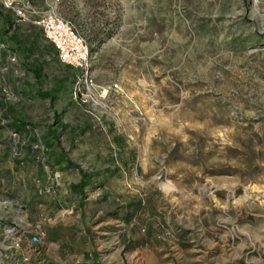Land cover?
Segmentation results:
<instances>
[{"label":"rangeland","instance_id":"obj_1","mask_svg":"<svg viewBox=\"0 0 264 264\" xmlns=\"http://www.w3.org/2000/svg\"><path fill=\"white\" fill-rule=\"evenodd\" d=\"M23 1L0 0V264L34 234L35 264H264V0ZM47 12L86 78L19 56Z\"/></svg>","mask_w":264,"mask_h":264},{"label":"built area","instance_id":"obj_2","mask_svg":"<svg viewBox=\"0 0 264 264\" xmlns=\"http://www.w3.org/2000/svg\"><path fill=\"white\" fill-rule=\"evenodd\" d=\"M1 3L4 7L11 8L18 20L25 17L26 9L29 8L28 3L23 0H1ZM36 24L56 50L59 61L77 69L80 71V76L86 78L90 62V50L72 24L50 12L40 16ZM39 242L40 236L34 234L28 238L27 245H23L25 250H21L18 248L20 244L17 241L15 249L18 248L19 253L15 264H27L30 261V253L35 251Z\"/></svg>","mask_w":264,"mask_h":264},{"label":"crops","instance_id":"obj_3","mask_svg":"<svg viewBox=\"0 0 264 264\" xmlns=\"http://www.w3.org/2000/svg\"><path fill=\"white\" fill-rule=\"evenodd\" d=\"M19 30H22L19 29ZM26 33L28 34V37L26 38L27 40V47L26 46H23L20 42V38H15V37H11V39L13 40L14 44L18 46V48H20L21 50V55H19L20 57L22 58H26L30 52H32L31 54V57H34V56H38V55H41V57H38V60L40 63L42 64H37V67L40 68L42 66H44L45 62H43V60L47 61V56H49L50 58H55L54 61H56L57 63L59 64H62L58 57H57V52L56 50L54 49V47L52 46V44L44 37L40 27H37V26H34V25H29L27 28H26ZM12 46V45H11ZM48 54V55H46ZM2 60V57H0V62ZM28 61V60H27ZM31 62L33 65L35 64L34 62L32 61H29ZM65 65V64H64ZM67 65H65L64 67V70L67 69L66 67ZM16 67V68H15ZM30 67V66H29ZM16 69H20V66L19 64H17V62H12L11 63V68H10V75H11V78L9 77V79L12 81V82H17V81H30L32 82V80L30 79H27L26 80L24 78H22L21 80H19V75H18V72L16 71ZM39 74V72L37 73ZM43 74V72H42ZM66 75H63L59 80H62L65 77ZM2 78V77H1ZM8 78V77H7ZM1 80V79H0ZM24 86H26V91H29L28 89V85L27 84H24ZM25 87H23V90H24ZM53 90V89H52ZM31 94L35 93L34 89H31L30 90ZM49 96V95H47ZM56 155L52 156V158H50L48 161L50 162L51 165H53V163H51V160H56ZM53 162V161H52ZM45 164L42 163V167L45 168ZM34 259H37L36 256L34 257ZM34 259L32 260V262L30 263H27V264H35L34 262Z\"/></svg>","mask_w":264,"mask_h":264}]
</instances>
